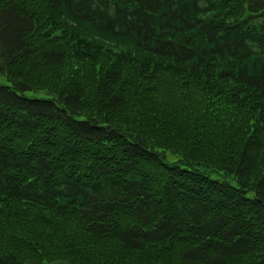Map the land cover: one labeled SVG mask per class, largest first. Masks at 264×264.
<instances>
[{"label":"trees","instance_id":"16d2710c","mask_svg":"<svg viewBox=\"0 0 264 264\" xmlns=\"http://www.w3.org/2000/svg\"><path fill=\"white\" fill-rule=\"evenodd\" d=\"M0 264H264V0H0Z\"/></svg>","mask_w":264,"mask_h":264}]
</instances>
